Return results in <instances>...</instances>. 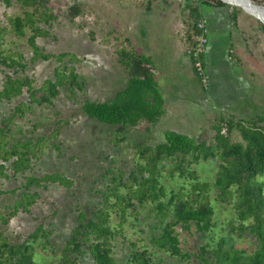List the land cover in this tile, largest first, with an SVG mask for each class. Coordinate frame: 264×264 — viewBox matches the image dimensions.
Returning <instances> with one entry per match:
<instances>
[{
  "label": "trees",
  "instance_id": "trees-1",
  "mask_svg": "<svg viewBox=\"0 0 264 264\" xmlns=\"http://www.w3.org/2000/svg\"><path fill=\"white\" fill-rule=\"evenodd\" d=\"M0 1L6 6L11 5V0ZM15 1L20 11L11 15L3 13V18L0 16V65L4 73L0 101L26 92L31 103L53 104L61 88L70 93L75 88L82 89L83 82L73 67L67 70L59 66L53 77L46 78L38 88L33 86V80L28 75H17L24 72L27 63L21 51L6 44V34L25 37L34 58L54 57L61 63L66 56H70V60L75 56L68 52L43 54L36 43L37 36L48 33L40 23L54 18L47 7L48 0ZM184 1L193 18L186 49L192 43L194 23L200 19L199 5L229 9L232 23L237 21L234 10L243 11L241 7L223 0ZM251 1L264 5V0ZM80 13L81 8L77 4L68 9L71 20ZM260 24L264 33V24ZM116 55L118 64L127 75L123 88L109 100L85 99L81 102V110L89 118L115 126L110 136H115L119 144L126 139L129 128L141 121L157 122L165 114V108L151 57L125 46L117 47ZM29 109L31 106L22 101L15 106L13 116L23 115ZM9 124L8 119L0 121V177L5 178L9 177V172L17 174L30 169L32 159L38 157L47 142L45 135L36 141L14 138ZM222 124L226 126L224 132ZM212 129L214 133L207 141H197L195 137L168 129L160 142L135 144L136 160L127 179L123 171L105 168L102 177L107 183L105 187L95 189L97 203L89 213L78 209L76 226L59 252L51 239L54 229L44 226L45 217L33 216L36 226L25 235L17 233L11 236L6 232V225L20 211L31 214L39 197V191H26L31 185L56 182L69 186L70 180L60 171H52L42 176L28 175L24 191H0L14 195L12 203H4L0 207V264H44L45 253L56 257L55 264H84L81 261L84 255H88L91 264H161L152 257L147 246L133 248L126 262H117L112 254L111 237L120 232L125 222L130 221L129 217L136 219L138 207L144 206H147L148 214L158 229L149 237L153 248L187 264H264V183L259 179L264 175V115L256 113L247 119L236 120L220 115ZM233 131L239 136L236 141L231 138ZM207 159L218 161L211 182L199 180L191 169V165ZM175 175L188 180L189 188L181 185L177 189L166 190L163 177L172 179ZM212 188L216 190L214 198L228 202L233 210V219L222 227L224 231L227 229L226 235L222 234V228L220 233H215L218 223L214 220L215 211L210 197L209 190ZM115 218L116 225L112 224ZM181 232L197 236L199 243L196 250L183 249ZM244 236L255 242V248L249 252L238 246L236 240H231Z\"/></svg>",
  "mask_w": 264,
  "mask_h": 264
},
{
  "label": "rangeland",
  "instance_id": "rangeland-1",
  "mask_svg": "<svg viewBox=\"0 0 264 264\" xmlns=\"http://www.w3.org/2000/svg\"><path fill=\"white\" fill-rule=\"evenodd\" d=\"M73 4L79 5L81 13L71 20L68 9ZM47 7L54 18L47 23H40L48 33L37 36L36 43L43 54L68 52L75 58L70 60V56H66L61 63L54 57L34 58L32 48L27 45L25 37L18 38L6 34V44L21 51L23 60L27 63L24 72H18L17 75H28L33 80V86L38 88L46 78L53 77L59 66H64L67 70L73 67L83 82V88H75L71 93L61 88L53 104L31 103L26 92L10 100L0 101V121L10 120L14 138L36 141L41 136L47 137L46 144L42 143L41 153L32 159L30 169L17 174L9 172L8 178L0 177V191H24L23 185L28 175L42 176L52 171H60L70 180L69 186L56 182H41L25 189L39 191L31 214L20 211L11 217L6 225V232L11 236L17 233L25 235L36 226L37 222L33 220V216L45 217L44 226L54 229L51 239L54 248L59 252L76 226L78 209L82 208L89 213L97 203L95 189L105 187L107 183L102 177L104 169L110 167L123 171L124 178L127 179L136 160L135 144L153 145L160 142L168 129L195 137L197 141H207L214 133L212 128L220 115L232 120L247 119L256 113L264 115V33L261 21L244 10L236 8L234 13L237 21L230 24L228 9L214 8L222 15L221 19L224 18L225 23L227 22L226 28L223 29L226 42L230 36V43L233 44V53L228 57L224 52L222 60L225 68L228 67L232 81L233 92L232 100L228 102L229 107L221 108V105L217 104L216 101L219 100L216 99V92L213 93V98L210 96L208 74L206 88L209 89L206 90L210 99L199 98L200 93L195 87L188 90L184 87L188 85L187 74L175 68L176 75L182 78V85L171 87L170 90L175 91L178 97L168 101L165 114L157 122L141 121L137 126L129 128L126 139L118 144L115 136H110L115 131V126L87 117L81 110V102L85 99L109 100L123 88L127 75L117 62V47L125 46L140 51L142 39L146 42L148 39L154 52L161 53V56L155 57L154 60L158 67V77L161 76L159 68L165 70L166 60L171 58V54H175L174 63L180 65L178 63L184 56L183 40L193 21L185 1L48 0ZM199 8L201 10V7ZM19 11L15 0H11L10 6L0 1L1 18L3 13L11 15ZM206 55L207 51L204 58ZM3 78L4 73L0 65V88ZM22 101L31 106V109L23 115L13 116L15 106ZM225 127V124H222L223 132ZM231 138L238 140V133L233 131ZM217 168L216 159H207L191 165L199 180L209 182L214 179ZM259 179L264 183V175ZM163 184L166 190L177 189L181 185L189 188L188 180L180 179L177 175L172 179L163 177ZM209 191L215 211L214 220L218 223L215 233H220V228L233 219V210L228 202L214 198V188ZM13 200V194L0 193V207L4 203H12ZM137 213L136 219L129 217L130 221L125 222L120 232L110 239L116 261L126 262L133 248L143 249L147 246L156 262L187 264L186 261L151 246L150 234L158 232L155 221L149 216L147 206L138 207ZM112 217H115L114 214ZM116 222L117 218L112 224L116 225ZM226 233L227 229L224 231L222 228V234ZM180 238L183 249L196 250L199 243L196 235L188 236L181 232ZM231 240H236L238 246L248 252L255 248V242L250 237H236ZM44 259V264H55L57 261L56 257H51L49 253H45ZM81 261L84 264L92 263L88 255H84Z\"/></svg>",
  "mask_w": 264,
  "mask_h": 264
},
{
  "label": "crops",
  "instance_id": "crops-1",
  "mask_svg": "<svg viewBox=\"0 0 264 264\" xmlns=\"http://www.w3.org/2000/svg\"><path fill=\"white\" fill-rule=\"evenodd\" d=\"M201 7L200 11V19H203L205 21V24L207 26V37H208V44H207V55L204 58V67L207 71V74L209 76V88H210V96L213 98V93H217V98L219 101H216L218 105H221V108L223 107H229L228 102L232 99V93L233 89L231 88L232 81L229 78V70L228 67L225 68L223 64V54H225L229 57L233 53V44L230 43V36L229 41L225 40L224 34L227 22L225 23L224 18L221 19L222 15L217 12V10H214V8L219 7H211L207 5H199ZM228 16L230 19V24H232L231 18H230V11L228 9ZM227 21V20H226ZM225 24V25H224ZM190 30L187 31L186 36L184 37L183 43V52L184 56L182 61H180V65H177L174 63V56L175 54H171V58L167 59L166 68L163 71V69L159 68L161 76L158 77L157 75V65L155 60V57H160L161 53L154 52V48L152 43L147 39V42L144 41V38L142 39L140 45L143 52L146 55H149L154 63L155 67V79L158 82L161 93L163 95L164 99V108L167 107L168 101L173 97L176 96V92L170 90L171 87L174 86H181L182 78L180 76H177L175 73V68L178 69L179 72L186 73L187 79H188V85L184 86L187 90L189 88L195 87L198 92L200 93L198 96L199 98H209V95L207 93V88L202 86V83H200L198 77L196 76L191 61L189 57L186 54V47L188 45V34ZM231 34V31H230ZM228 38V36H227ZM210 43V44H209ZM225 47V49H224ZM205 51V52H206ZM206 61H208L206 63ZM227 69V71H226ZM163 74V75H162ZM167 77V78H166ZM161 81V82H159ZM163 81V83H162ZM183 88V87H181ZM207 89V90H206ZM181 99V98H180ZM227 103V104H226ZM181 108V107H180ZM166 112V110H165Z\"/></svg>",
  "mask_w": 264,
  "mask_h": 264
},
{
  "label": "built area",
  "instance_id": "built-area-1",
  "mask_svg": "<svg viewBox=\"0 0 264 264\" xmlns=\"http://www.w3.org/2000/svg\"><path fill=\"white\" fill-rule=\"evenodd\" d=\"M195 31L192 34V43L186 49V54L189 57L193 69L201 78L203 86L206 88L208 77L206 69L203 65V58L208 44L207 26L203 19H198L194 23Z\"/></svg>",
  "mask_w": 264,
  "mask_h": 264
},
{
  "label": "bare ground",
  "instance_id": "bare-ground-1",
  "mask_svg": "<svg viewBox=\"0 0 264 264\" xmlns=\"http://www.w3.org/2000/svg\"><path fill=\"white\" fill-rule=\"evenodd\" d=\"M226 1L241 7L245 12H247L250 15H253V13L256 14L260 19L264 21V6L257 4L255 5V3H253L252 1L249 2L247 0H226Z\"/></svg>",
  "mask_w": 264,
  "mask_h": 264
},
{
  "label": "water",
  "instance_id": "water-1",
  "mask_svg": "<svg viewBox=\"0 0 264 264\" xmlns=\"http://www.w3.org/2000/svg\"><path fill=\"white\" fill-rule=\"evenodd\" d=\"M223 1H225V2L228 3V4H231V2H228V1H226V0H223ZM247 1L251 2V0H247ZM231 5H234V4H231ZM255 5H256V4H255ZM250 13H251V12H250ZM253 15H254L255 18H257L259 21H261V22L264 24V21H263L262 19H260L256 14L253 13ZM253 15H252V16H253Z\"/></svg>",
  "mask_w": 264,
  "mask_h": 264
}]
</instances>
